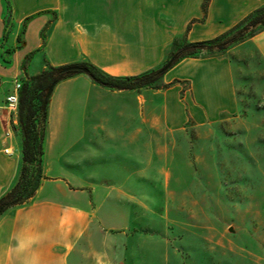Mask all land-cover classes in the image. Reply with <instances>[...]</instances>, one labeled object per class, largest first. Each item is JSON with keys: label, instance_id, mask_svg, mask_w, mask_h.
<instances>
[{"label": "rangeland", "instance_id": "374dc122", "mask_svg": "<svg viewBox=\"0 0 264 264\" xmlns=\"http://www.w3.org/2000/svg\"><path fill=\"white\" fill-rule=\"evenodd\" d=\"M8 13L2 47L11 31ZM92 41L87 58L109 74L139 75L154 62L142 46ZM243 42L196 55L226 53L233 64L238 109L215 118L191 114L186 81L178 91H169L176 81L162 79L114 90L79 73L56 84L46 107L60 132L46 160L48 174L100 187L109 192L103 202L118 210L103 216L104 243L93 249L92 264H264V62ZM9 53L0 54V65ZM42 62L37 57L30 72ZM9 129L16 141L18 115Z\"/></svg>", "mask_w": 264, "mask_h": 264}, {"label": "crops", "instance_id": "0c3cea01", "mask_svg": "<svg viewBox=\"0 0 264 264\" xmlns=\"http://www.w3.org/2000/svg\"><path fill=\"white\" fill-rule=\"evenodd\" d=\"M7 1L11 31L8 41H4L6 46H0V54L7 49L11 53L6 65H0V77L5 80L0 84V198L16 182L22 165V136L13 141L12 135L7 138L4 134L10 118H15L6 107V97L13 93L17 77L24 75L21 64L27 54L35 52L28 64V73L34 75L30 68L39 56L44 65L37 73L92 62L87 55L94 46L92 40H99L102 47L142 46L147 54L154 55L152 66L146 69L152 70L168 58L175 46L219 37L264 7V0H210L204 14V0ZM6 11V0H0V40L5 33ZM242 45L264 62V29ZM15 54L16 71L10 67ZM162 80L166 84L177 82L169 91H178L180 82L190 84L191 114L196 118H215L222 111L238 109L234 68L226 53L185 58ZM59 132L49 120L46 178L36 195L0 216V264H92L93 249L104 243L99 239L104 237L101 229L106 227L103 216L118 211L116 206L103 202L109 192L77 184L65 175L48 174L46 160ZM6 148L12 152L5 153Z\"/></svg>", "mask_w": 264, "mask_h": 264}, {"label": "trees", "instance_id": "16d2710c", "mask_svg": "<svg viewBox=\"0 0 264 264\" xmlns=\"http://www.w3.org/2000/svg\"><path fill=\"white\" fill-rule=\"evenodd\" d=\"M210 0H204L203 11L206 13ZM8 15L10 7L6 0ZM245 24L237 30H231L219 37L211 40L184 43L175 46L169 58L156 69L146 71L139 75L115 76L111 75L90 61H83L76 64L65 65L58 68L30 75L28 64L35 52L27 54L21 64L25 79L19 89V109L18 120L21 127L22 136V165L19 170L18 178L10 190L0 198V216L8 209L23 205L30 201L40 188L45 176V139L48 127L47 107L43 109L45 90L53 84L69 79L79 73L82 68L88 69V76L94 83L114 90H139L152 87L160 82L164 75L176 64L185 58H195L203 50L218 49L224 50L228 47L245 41L253 37L264 29V7L257 9L245 20ZM47 23L43 31L47 28ZM259 26V31H252L248 34L250 27ZM225 35L229 38L220 42ZM43 42H45L43 40ZM39 93V96H35ZM36 99L41 103L36 104Z\"/></svg>", "mask_w": 264, "mask_h": 264}, {"label": "built area", "instance_id": "2783aa9c", "mask_svg": "<svg viewBox=\"0 0 264 264\" xmlns=\"http://www.w3.org/2000/svg\"><path fill=\"white\" fill-rule=\"evenodd\" d=\"M1 84V79H0ZM21 87V82L16 81L14 83V91L6 97V107L11 115H14L15 118L18 115L19 109V89ZM14 118V119H15ZM5 137L9 138L11 136L10 129L5 131ZM5 153L10 154L12 150L10 148L4 149Z\"/></svg>", "mask_w": 264, "mask_h": 264}, {"label": "water", "instance_id": "95a60500", "mask_svg": "<svg viewBox=\"0 0 264 264\" xmlns=\"http://www.w3.org/2000/svg\"><path fill=\"white\" fill-rule=\"evenodd\" d=\"M81 71H82L83 73H85V74H88V69H86V68H82ZM55 86H56V83H53V84H51V85L47 88V92H46V94H45V96H44V100H43V109L46 108V106H47V104H48V100H49V98L51 97L52 92H53Z\"/></svg>", "mask_w": 264, "mask_h": 264}, {"label": "bare ground", "instance_id": "6f19581e", "mask_svg": "<svg viewBox=\"0 0 264 264\" xmlns=\"http://www.w3.org/2000/svg\"><path fill=\"white\" fill-rule=\"evenodd\" d=\"M77 118H78V116H77ZM71 120V119H70ZM77 124V123H76Z\"/></svg>", "mask_w": 264, "mask_h": 264}]
</instances>
